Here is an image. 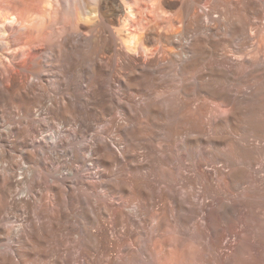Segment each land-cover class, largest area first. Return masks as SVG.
I'll use <instances>...</instances> for the list:
<instances>
[{
  "label": "bare ground",
  "instance_id": "6f19581e",
  "mask_svg": "<svg viewBox=\"0 0 264 264\" xmlns=\"http://www.w3.org/2000/svg\"><path fill=\"white\" fill-rule=\"evenodd\" d=\"M259 98L264 0H0V264H239Z\"/></svg>",
  "mask_w": 264,
  "mask_h": 264
},
{
  "label": "rangeland",
  "instance_id": "374dc122",
  "mask_svg": "<svg viewBox=\"0 0 264 264\" xmlns=\"http://www.w3.org/2000/svg\"><path fill=\"white\" fill-rule=\"evenodd\" d=\"M8 61L10 62V60H8ZM260 98H261V96H260ZM260 98H259V101L257 102L254 110L251 112V117L254 118L255 120H260V121L262 120V121H264V103L260 100ZM243 116L246 117L247 114H244ZM242 131L243 130H241V132H240L241 134H243ZM253 133H256L255 134L256 136L258 135L257 137H254L255 138L254 141L258 144V146L264 148V129L259 130V131H254ZM259 157H260V159L257 162L256 168L254 170H251V171L248 172V175H250L251 178H253L255 180L258 179L257 172H264V149L262 151V154ZM259 200L261 202L263 199L262 198L261 199L258 198V201ZM261 211H263V212H261ZM254 216L256 218L253 219ZM250 217L252 218V219L251 218L250 219L253 221L252 222L250 219H249L250 222L248 221V223L250 225V226H248V228L250 227L249 232H251L250 233L251 234L250 235L251 237H249V235H247L246 236L247 238H245V236H244V238H241L240 241L239 240L238 241L236 240L241 245L239 247V249L242 252H240V253H242V254L244 253L243 254L244 257L241 258L240 262L242 261L241 264H247V263L248 264H253V263H255V264H258V263L259 264L260 263L261 264H264V230H263L264 229V221L262 220V219H264V210H261L260 209L259 210V214L257 212V216L256 215H253V216H250ZM252 230H253V232H252ZM255 232H258L259 235H257L258 233H255ZM252 233H253V235L254 234L255 235L253 236ZM241 241H242V243H241ZM235 243L236 242H234L232 244H229V246L225 247L224 251L228 252V250H231L229 252H232L235 249V246L233 245ZM242 244H243V247H242ZM230 245L231 246L233 245L234 247L232 246L230 248ZM226 248H227V250H226ZM245 254H246V257H245ZM240 262H238V263L240 264Z\"/></svg>",
  "mask_w": 264,
  "mask_h": 264
}]
</instances>
